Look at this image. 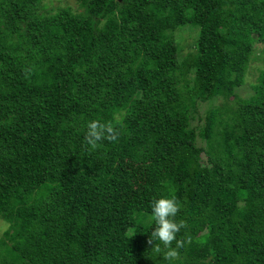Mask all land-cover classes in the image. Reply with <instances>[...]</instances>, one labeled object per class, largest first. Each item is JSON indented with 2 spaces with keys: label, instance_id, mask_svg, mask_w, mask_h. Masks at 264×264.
Returning a JSON list of instances; mask_svg holds the SVG:
<instances>
[{
  "label": "trees",
  "instance_id": "1",
  "mask_svg": "<svg viewBox=\"0 0 264 264\" xmlns=\"http://www.w3.org/2000/svg\"><path fill=\"white\" fill-rule=\"evenodd\" d=\"M43 1L0 0V264H169L161 195L174 264H264V67L236 92L255 42L264 66V0ZM93 119L118 140L88 146Z\"/></svg>",
  "mask_w": 264,
  "mask_h": 264
},
{
  "label": "clouds",
  "instance_id": "2",
  "mask_svg": "<svg viewBox=\"0 0 264 264\" xmlns=\"http://www.w3.org/2000/svg\"><path fill=\"white\" fill-rule=\"evenodd\" d=\"M119 135V130L111 122L93 119L86 123L84 140L88 146L96 149L103 141H117ZM180 209L181 205L174 196L161 195L150 202L149 221L152 227L148 244L152 246L149 249L162 255L169 264H174L178 255L177 249L182 246V243L177 241V235L186 227L183 221L177 220ZM9 227L8 222L0 221V232ZM173 241H177L175 246Z\"/></svg>",
  "mask_w": 264,
  "mask_h": 264
},
{
  "label": "rangeland",
  "instance_id": "3",
  "mask_svg": "<svg viewBox=\"0 0 264 264\" xmlns=\"http://www.w3.org/2000/svg\"><path fill=\"white\" fill-rule=\"evenodd\" d=\"M43 5L47 9H53L57 6H68L71 8L72 11L77 12L80 10L78 4L75 0H44ZM169 34L175 36L182 45L183 53L188 52L189 50L193 49V41L196 38L197 31L191 26H183L181 28H175L171 31H169ZM183 37V38H179ZM260 44L255 42L252 46V56L253 59L251 61V64L246 69L244 81L236 88V92L243 97H249L253 93V85L257 81V75L264 66L259 62L261 60L260 57ZM209 102H205L202 104L201 111H203L207 106ZM3 235V231L0 232V236Z\"/></svg>",
  "mask_w": 264,
  "mask_h": 264
}]
</instances>
